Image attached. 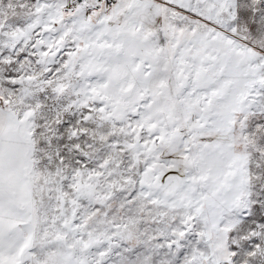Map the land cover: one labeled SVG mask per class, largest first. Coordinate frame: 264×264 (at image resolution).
<instances>
[{"label":"snow or ice","instance_id":"1","mask_svg":"<svg viewBox=\"0 0 264 264\" xmlns=\"http://www.w3.org/2000/svg\"><path fill=\"white\" fill-rule=\"evenodd\" d=\"M0 264H264V0H0Z\"/></svg>","mask_w":264,"mask_h":264}]
</instances>
